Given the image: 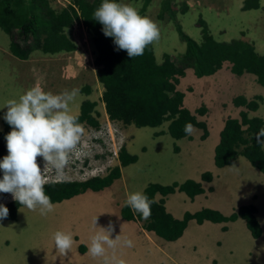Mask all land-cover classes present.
Returning <instances> with one entry per match:
<instances>
[{"label": "rangeland", "instance_id": "rangeland-1", "mask_svg": "<svg viewBox=\"0 0 264 264\" xmlns=\"http://www.w3.org/2000/svg\"><path fill=\"white\" fill-rule=\"evenodd\" d=\"M47 1L54 10L61 9L71 2V0ZM184 1L191 9L181 14L178 12V8ZM242 1L171 0L168 3L166 0H149L144 9L139 12L158 24L160 36L158 41L152 43L154 57L160 62L162 54L167 53L172 60H176L184 49V42L179 39L173 21L167 15L169 14L166 10L167 7L168 10L175 11V19L180 24L182 31L193 40L200 41V30L196 20L201 18L205 22L208 32L216 41L239 39V36H242L244 40L252 42L254 50L258 54L264 56V0H260L259 8L244 10L241 9ZM118 2L132 4L138 10L141 9L142 4V0H118ZM183 7L184 4L182 9ZM159 13L162 15L158 18ZM65 32L68 38L75 41L74 51L47 54L34 50L29 53L26 59L20 60L8 51L10 37L0 30V107H3L7 100L18 98L34 85H40L45 91L60 93L65 89H79L82 85L89 84L91 93L84 95L79 91V95L71 103L70 108L73 115L78 113L81 100L87 98L95 103L93 110L95 113L97 112L99 126L92 131L85 130L81 142L71 155L63 174H57L51 166L45 168L43 173L45 184L104 176L109 169L119 163L118 152L121 145H125L129 153L138 157L137 163L129 164L123 169L124 180L127 181L130 193L152 182L165 185L172 181L195 180L204 169L210 170L209 166H211L214 169V174H217L209 184L212 187L211 193H208L206 197L198 196L192 203H189L185 197H181L182 193L168 195L166 196L168 201L166 211L173 216L180 217L183 211H195L202 206H207V208L226 214L227 209L230 211L238 205L251 204L256 209L255 217L263 231V235L256 240L249 235L241 219L230 223L226 222L229 223L226 232L220 231L216 224L204 222L198 226L190 220L184 229L185 235L189 230L203 234L205 229L211 227L210 238L218 241L216 253L220 255V264H264V174L251 166L244 165L245 158L240 155L230 166L225 165L221 169L215 167L211 152L218 140L216 130L213 131L216 133L213 135L214 138L209 133L201 139L202 130L194 126L193 133L187 134L189 138L174 140L164 131L168 122H164L159 127H135L109 119L98 98L101 87L95 78L97 66L93 64L95 52L90 38L91 33L86 31L81 24L76 23ZM11 38L14 41H22L20 34L16 31L12 33ZM82 52H85L86 55ZM178 79V90L184 91L188 95L184 99L186 107H192L188 104L191 102L189 99H192L197 106L202 103L206 108L208 106L211 110L207 108V112L209 111V114L212 115L216 106L223 121L226 117L238 115L240 108L231 102L234 96L245 93H248L249 99L256 94L264 96V87L256 83L252 74L243 73L235 76L230 71L228 61H223L217 71L205 77H195L192 69L187 68ZM207 84L210 87L209 92L212 89L216 90V94L223 99H219V101L218 98L212 96L209 102L199 103L197 93H203ZM219 87L223 91H218ZM251 93L253 94L250 97ZM5 110H7L6 107L0 108V114H3ZM258 114L264 117V99L260 102ZM198 117L203 120L201 118L203 116ZM205 122L210 131L211 121L205 120ZM84 124L86 123H82L85 128ZM158 132L164 134H157ZM173 146L179 151H173ZM37 163L43 170L45 161L42 157H37ZM2 177L3 171L0 170V178ZM251 189L255 190L251 192ZM78 194L65 198V200ZM182 196L184 195L182 194ZM8 199H13L10 193H0V203L5 205L9 202ZM80 200V198L74 199V202ZM169 203L175 209L174 212ZM119 214L120 210H118ZM137 219L145 221L143 218L137 217ZM77 227L68 232L74 233ZM24 230L37 235L36 232L30 231L26 227ZM207 238V236H203L196 240L204 244L207 242ZM10 241L12 245L8 244L7 238H0V264H46L30 248V245L22 247L15 239L11 238ZM190 244L195 245V241ZM207 257L211 258L212 255L209 254Z\"/></svg>", "mask_w": 264, "mask_h": 264}, {"label": "trees", "instance_id": "trees-1", "mask_svg": "<svg viewBox=\"0 0 264 264\" xmlns=\"http://www.w3.org/2000/svg\"><path fill=\"white\" fill-rule=\"evenodd\" d=\"M148 1L142 0L140 12ZM166 1L169 3L171 0ZM101 3L102 0H71L65 7L54 10L47 0H0V30L10 37L9 52L16 58L24 60L34 50L47 54L74 50L75 44L68 38L65 30L70 29L74 23L81 24L91 33L90 38L95 52L93 64L97 66L95 78L101 87L98 98L107 117L135 127H158L168 122L166 132L173 139L189 138L184 131L187 123L202 130L201 139L209 134L206 122L195 115V113L203 115L206 107L201 105L192 113L183 105L184 93L177 88L178 78L184 74L186 68H191L195 77H201L213 74L223 61H228L233 74L250 73L255 77L256 83L264 87V56L254 50L252 43L238 38L216 41L201 18L196 20L200 30V41L197 42L182 31L175 19V13L168 10V7L167 9L165 7L169 13L168 17L172 19L179 39L184 42V49L177 56V63L175 64L165 53L158 62L153 56L152 44L145 48L143 55L130 58L126 50H117L114 39L105 36L103 26L93 18L95 9ZM259 7L260 0H243L241 9ZM186 9L187 4L182 2L178 12L182 14ZM160 16L161 14L157 15ZM15 31L20 34L22 41H14L11 38ZM79 91L84 95L89 94V84L82 85ZM262 99L261 94H256L251 99L242 94L232 98V104L240 110L236 118L230 116L225 119L219 132L212 155L216 167L229 165L240 155L250 165L264 173V149L256 143L255 138L259 129L264 127V119L258 115H251V111L258 108ZM94 105L95 103L87 98L81 100L79 112L75 116L80 123L97 128L99 120L97 112L93 110ZM10 131V125L4 123L0 131V160L8 154L5 136ZM177 150L173 146V151ZM136 160L137 155L129 153L125 145H121L118 152L119 166L109 169L104 176L50 182L44 185L45 193L54 203L85 190H101L120 177V166H126ZM202 178L208 180L210 173L203 172ZM175 190L183 191L189 197L203 191L200 183L187 179L180 184L148 183L142 192L149 199L156 200L155 193L166 195ZM156 201L158 202L151 205L150 218L143 221L142 227L166 241L180 237L191 219L199 224L203 220L221 222L234 220L240 216L245 220L254 238L261 234L260 225L255 217L256 209L251 204L239 206L228 216H223L217 210L201 208L191 213L184 212L180 219H176L166 211L163 200ZM5 205L9 209L6 219H14L20 204L14 200ZM120 215L125 220L142 218L140 213L126 204L121 207ZM80 249L82 250V246Z\"/></svg>", "mask_w": 264, "mask_h": 264}, {"label": "clouds", "instance_id": "clouds-1", "mask_svg": "<svg viewBox=\"0 0 264 264\" xmlns=\"http://www.w3.org/2000/svg\"><path fill=\"white\" fill-rule=\"evenodd\" d=\"M184 2L187 4L186 10L191 9ZM93 18L103 26L104 35L114 39L117 50H126L130 58L143 55L145 48L158 41L160 36L158 24L154 20L141 15L136 6L118 0H102L95 9ZM239 39L244 40L242 36ZM172 61L177 63V59ZM78 95L77 88L52 93L45 91L40 85H34L18 98L9 99L0 107L7 108L3 119L12 129L5 136L8 154L0 160V170L3 171L0 193H10L13 199H8L9 201L15 200L29 210L39 209L41 215L54 210V204L44 190L46 181L43 173L46 167L51 166L57 174H63L71 155L81 142L85 129L78 117L71 114L70 108ZM193 130L191 123L185 125L186 134L191 135ZM255 138L258 145L264 146V127L259 129ZM37 157H42L45 161L43 170L37 163ZM157 202L140 191L129 194L126 199V205L140 213L145 220L151 216V205ZM8 215V207L0 203V220L6 219ZM92 223L100 230L91 236L88 252L92 257H104L106 246L115 249L121 236L110 238L114 231L111 223L107 229L97 226V217ZM53 240L54 247L61 256L71 251L74 241L70 232L57 230ZM123 243L129 248L133 247L131 239L125 238ZM119 264L125 262L120 260Z\"/></svg>", "mask_w": 264, "mask_h": 264}, {"label": "crops", "instance_id": "crops-1", "mask_svg": "<svg viewBox=\"0 0 264 264\" xmlns=\"http://www.w3.org/2000/svg\"><path fill=\"white\" fill-rule=\"evenodd\" d=\"M82 53L86 55L85 52ZM209 90L210 87L207 84L206 89L202 91L203 93L195 92L198 95L199 103H201L202 101L206 103L209 102L212 96L214 98H218V100L223 99V97L221 98L216 94L217 93L216 90L212 89L210 92ZM217 90L223 91V89H220V87ZM89 93H91V91ZM247 94L248 93H245L243 96L248 98ZM252 94L253 93L250 94V97L252 96ZM187 96L188 95L185 94L184 92V97H183L184 106H185L184 99L187 98ZM262 98L264 99L263 95ZM189 100H191V102L188 104L192 105V107L191 108H188L186 106L185 107L188 108L192 113H195L196 109L199 108L201 105H203L202 103L200 106H197L194 100L192 99ZM260 102H259V106H260ZM259 106L255 111H251V115L260 116L258 114ZM207 108L210 109L208 106ZM207 108H206V112L203 115H199L197 113H195V115L203 116L201 118L204 121L205 120L211 121V128L210 131L208 129V132L210 133V136H213L216 134L213 133V131L216 130L218 132V137H217L218 139L219 132L222 129L225 120L223 121V117L219 112V110L216 109L217 108L216 106L214 109L215 111H213L212 115L209 114V111L207 112ZM6 111L7 110L3 111V114H0V130L3 128V123L5 122L3 117ZM206 113L207 115H205ZM237 116H233V117L236 118ZM260 117L264 119L263 116ZM195 128H199V127H195ZM164 131H166V129ZM214 137L215 136H213V138ZM183 138L184 137L180 138V140H182ZM217 141L218 140H216V142ZM262 147L264 149V146ZM178 151L179 149L175 152ZM212 154H213V148H212L211 156ZM137 161H138V157L137 160L131 164H135L137 163ZM243 164L246 166H251L256 170H258L256 167L250 165L246 159L243 162ZM230 165L231 164H229V166ZM117 166H119V163L117 164ZM126 166H120V177L114 179L109 186H106L98 191L85 190L84 193L82 194L80 193L73 198L66 199L61 202H54L53 203L54 210L48 213L47 215H41L39 209L33 211L20 205L16 209V215L14 219L0 220V238H7L9 245H12V242L10 241L11 238L15 239L17 243L22 247L30 245V248L37 255H39V258L43 259L46 264H119L120 260H123L125 264H220V255L216 253V250H218L216 248L218 241L210 238V234L212 232L211 227L205 229L203 234H198L196 233L195 230H189L185 235V230H184L181 236L178 237L177 239L172 241H166L155 235L152 231H147L143 229L142 227L143 222L141 220L139 221L137 218H135V220H125L121 217L120 214L118 215V210H120L121 207L126 204L125 197L131 194L129 189L127 188V181L124 180L125 178L123 176V169ZM209 168L210 170L204 169L202 171V173L203 172L210 173V178L208 180L202 178V173L199 175L198 178H195V180L190 179L193 182L200 183L201 188L203 189L201 193L196 194L193 197H189L185 192L180 190H175L173 193H168L166 195H161L159 192H157L155 193L154 196L155 199L163 200L164 205L166 207L168 202L166 196L168 195L182 193L184 196L180 194L181 197H185V199H187L189 203H192L193 200L195 198L197 199V197L200 195L206 197L208 193H211L210 190L212 189V187L209 184L213 181V179L217 175L214 174V169L211 166H209ZM217 168L221 169V167H217ZM185 180H183L182 182H184ZM182 182H176V183L180 184ZM169 184H165V185H169ZM145 187L146 185L141 187V189L138 190L136 189V191L142 192ZM254 190L255 189H251V192H253ZM78 198H80L81 200L75 203L74 199H78ZM241 205H250V204H241ZM241 205H238L234 210L232 209L229 211V209H227L226 214L224 213L222 214L218 210L217 211L223 216H228L231 213H234ZM169 206L174 212L175 209L172 208L171 203H169ZM201 208H207V206H202L199 209ZM184 212L191 213L194 211L186 210L182 212L180 217H176V215L173 216V214L172 216L176 219H180ZM95 217H97L98 227H104L107 229L110 223L114 227V231L111 232L110 238L115 239L117 235L121 236V240L120 242H118L117 247L115 249L107 248L106 246V253L104 257H92L88 252L91 236L100 230L99 228H95L93 226L92 222ZM237 219H241L243 221L244 227L248 231L249 235L252 238H254L251 235L249 229L247 228L245 224V220L240 216L236 217L234 220H226L221 222H212L209 220H203L199 224L196 223L194 220L192 219L191 220L194 221L198 226L204 222H209L212 225L216 224L218 225L220 231L226 232L227 225L230 222H234ZM76 226H78L77 229L75 230L74 233H72L73 241H74L72 249L70 252H68L67 255L61 256L54 247V240H53L54 233L57 230L68 232L69 230H72ZM25 227L28 228L30 231L36 232L37 235L25 231L24 230ZM261 235H263L262 230H261V234L258 237H256L255 240L261 237ZM203 236H207L208 238L206 239L207 242L201 244V242H198V240ZM125 238L132 240L133 247L129 248L124 245L123 241ZM196 238L198 240H196ZM192 241H195V245L190 244V242ZM80 246H82V250L80 249ZM205 254L208 255L211 254L212 257L208 258L207 257L208 255L204 256Z\"/></svg>", "mask_w": 264, "mask_h": 264}, {"label": "bare ground", "instance_id": "bare-ground-1", "mask_svg": "<svg viewBox=\"0 0 264 264\" xmlns=\"http://www.w3.org/2000/svg\"><path fill=\"white\" fill-rule=\"evenodd\" d=\"M82 124V123H81ZM85 125V130H87V131H92V129H95V128H93V127H91V126H89L88 124H84ZM203 180V179H202Z\"/></svg>", "mask_w": 264, "mask_h": 264}]
</instances>
